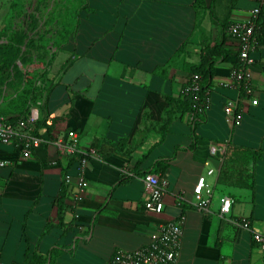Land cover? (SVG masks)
<instances>
[{
    "label": "crops",
    "instance_id": "obj_1",
    "mask_svg": "<svg viewBox=\"0 0 264 264\" xmlns=\"http://www.w3.org/2000/svg\"><path fill=\"white\" fill-rule=\"evenodd\" d=\"M196 2L88 0L91 10L85 11L66 45V64L51 76L45 106L37 101L53 126L49 132L43 128V135L65 137L76 130L83 149L98 143L93 146L96 156L85 169L87 188L77 205L79 218L75 220L67 208L64 222L72 228L55 226L43 234L49 221L58 220L55 199L63 190L66 173L74 176L66 183L71 198L79 190L78 166L64 171L68 156L56 145H42L15 165L0 166L1 263L24 264L28 250L48 257L59 246L63 251L53 264H111L116 250L143 247L159 226L185 216L175 264H264V249L253 237L255 231L264 234V33L252 53V93L242 95L225 84L239 59L236 43L228 40L234 51L215 63L210 106L196 133L193 115L187 112L172 120L160 142L159 125L169 107L166 96L180 95L182 77L171 79L175 68L169 77L154 71L188 40L193 42L187 59L197 62L199 42L223 19L212 17L210 11L227 12L230 0ZM256 3L238 0L230 19H249ZM99 66L100 71L89 74ZM75 67L77 76L69 78ZM229 98H238L245 111L240 125L233 126L225 118ZM0 116L7 119L16 114ZM222 142L228 143L225 158L213 156L211 146ZM147 151L149 155L137 167ZM14 153L13 144L0 143V158ZM162 160L168 161L165 208L152 212L144 206L148 193L143 175L136 171L151 169ZM206 160L215 167L214 173H208ZM228 168L233 172L229 177ZM201 175L214 190L210 211L192 206L182 214L180 201L195 198ZM225 197L234 200L230 215L220 213ZM236 217L250 218L251 228L234 223Z\"/></svg>",
    "mask_w": 264,
    "mask_h": 264
},
{
    "label": "built area",
    "instance_id": "obj_2",
    "mask_svg": "<svg viewBox=\"0 0 264 264\" xmlns=\"http://www.w3.org/2000/svg\"><path fill=\"white\" fill-rule=\"evenodd\" d=\"M259 13L260 5H256L251 10L249 19L234 21L229 26V32L233 37L231 41L235 42V47L239 49V63L233 67L230 75L231 78L225 84L238 89L241 93L251 94L253 91V71L251 66L254 63L252 53L258 45L256 29L259 23ZM198 88V83L193 82L191 89L197 90ZM257 103L258 100H253V104ZM207 104L204 107L200 104L198 107L201 111L207 110L210 106V97H208ZM41 105L42 102L40 101L32 104L29 113L16 122L8 121L5 117L0 116V143L13 144L15 146V153L13 155L0 158V166H13L21 158L32 155L36 149L45 144L56 145L65 156L75 153L83 154L77 168L79 190L74 196V202L77 206L84 198L83 194L87 188L85 169L90 159L96 156V149L94 147L83 149L81 147L80 133L76 130H70L65 137L58 138H49L43 134L35 133V125L41 115ZM224 114L227 122L231 125H240L245 114L240 100L238 98H229L224 105ZM227 149L228 143L222 142L219 145L213 144L210 152L213 156L223 158ZM205 163L208 166V173H214L215 167L211 165V162L206 160ZM73 178L74 176L70 172L66 173L65 179L67 182H71ZM143 179L148 193L144 206L152 212L163 211L165 208L164 196L167 188V180L162 179L160 174L156 172H148L143 176ZM213 195L214 190L208 183L206 175H201L195 186V198L188 203L194 205L200 211L208 212L210 211ZM185 201L182 200V202ZM233 203L234 200L231 197H225L221 205L220 213L222 215H230ZM76 217L77 219L79 218L78 212H76ZM232 221L243 228H251L252 220L248 217H236L232 218ZM184 225L185 216H181L177 220L159 226L149 244L133 251L119 250L115 257V264H175L184 236ZM253 237L261 248L264 249V234L255 231ZM0 264L4 263L0 262Z\"/></svg>",
    "mask_w": 264,
    "mask_h": 264
},
{
    "label": "rangeland",
    "instance_id": "obj_3",
    "mask_svg": "<svg viewBox=\"0 0 264 264\" xmlns=\"http://www.w3.org/2000/svg\"><path fill=\"white\" fill-rule=\"evenodd\" d=\"M85 3L0 0V115L26 113L36 98L48 94L51 76L66 64L65 45L77 31L87 9ZM211 13L212 17L224 18L227 12L215 8ZM211 32L209 37L214 41L220 35L219 23L213 24ZM101 69L95 67L89 74ZM76 74L75 67L68 77Z\"/></svg>",
    "mask_w": 264,
    "mask_h": 264
},
{
    "label": "trees",
    "instance_id": "obj_4",
    "mask_svg": "<svg viewBox=\"0 0 264 264\" xmlns=\"http://www.w3.org/2000/svg\"><path fill=\"white\" fill-rule=\"evenodd\" d=\"M238 0H230L229 7L227 10V13L225 17L220 20L221 23L220 25V35L215 38L214 41H211V37L207 36L202 39L201 42H199L201 49H200V58L197 62H191L188 61L187 57L192 56V52L188 48L189 44H191L193 41L188 40L185 41V43L177 50L175 55L171 58V60L162 66H159L158 68L155 69V73H159L165 77L170 76V70L172 68H175V72L172 76L171 79H174L176 75H181L182 77V91L178 97L172 96V95H167L166 98L169 102V107L166 109L165 116L163 117L162 122L160 123L159 131L161 132V140L162 142L166 136V133L168 132V128L172 120L177 117L178 115L183 116L185 113L190 112L193 115V128L196 133L197 127L199 123H201L207 113V110H200L199 105L202 104L203 107L206 106L208 103V97H211V91H212V84H213V78H214V71H215V63L219 58H226L227 54L230 53L231 48L229 46H232L228 43V40L231 41L233 39L231 33L229 32V26L234 22V20L230 19L231 12L233 10V7L236 5ZM257 5H260V13L258 15V28L256 29V35L258 38L257 44H260L262 35L264 33V0H256ZM198 2H204V0H197L196 3ZM85 8L86 11H90L91 8L88 5V0H86L85 3ZM212 11V10H211ZM210 11V12H211ZM82 20V18H81ZM81 20L79 23V26L81 24ZM79 26L77 28V31L79 29ZM76 31V32H77ZM75 32V34H76ZM74 34V36H75ZM73 36V38H74ZM72 38V39H73ZM72 40H69L68 43H70ZM65 45V49H66ZM239 51L238 48H235ZM235 51L238 53V51ZM181 61V62H180ZM239 63V59H237L234 63V67L237 66ZM197 78L195 79V77ZM196 82L198 83L199 88L197 90L191 89L192 83ZM50 91V90H49ZM48 91V93H49ZM245 92H242L241 94L243 95ZM42 95L39 96V98L35 99L36 101L38 100H43V105L45 106L46 104V97L48 94H45L41 97ZM34 98V96H33ZM42 98V99H40ZM43 105L41 107V115L40 119L37 121L35 125V133L41 134L42 135V129L45 128L48 132L52 130V124L48 123V119L43 117ZM208 105V104H207ZM31 105H28V110L26 113L23 114H18L16 116H11L8 117L7 120L11 122H16L18 119L25 117L29 111ZM98 143H94L92 147H96ZM96 149V148H95ZM149 151L143 153L142 157L138 160L137 162V167L142 163L144 158H146L149 155ZM258 155V154H257ZM227 156V154H226ZM83 157V154L81 153H75L72 155H68L67 159V166L64 168L65 170L70 169L73 165L78 166L81 158ZM225 158V157H224ZM228 166V165H227ZM168 168V161H160L157 163L153 168L148 169V170H137L138 175H145L148 172H157L160 174L161 178L164 179V174L166 169ZM227 172L225 173L228 177L233 174L231 172L230 168L226 170ZM229 172V174H228ZM255 177V173H253V178ZM65 179V178H64ZM224 179V178H221ZM126 177L123 176L121 179V182H125ZM67 181L64 180V187L61 193L56 197L55 201L58 206V220L57 221H49L47 224L44 233L46 234L50 232L55 226H60L65 229V231L69 230L72 228V224H65L64 222V213L66 212V209L72 210L74 213V219L76 220V209L77 206L74 202V199L71 198L69 194V189L68 185L66 184ZM254 186V184H253ZM180 204L183 206V213H185V210L187 207H192L194 205L189 204L188 202H182L180 201ZM76 225H78L76 223ZM83 226H80L82 228ZM254 242L256 240L254 239ZM258 243V242H256ZM259 244V243H258ZM121 250V249H119ZM119 250H116L113 257L110 260L111 264H115V257L118 253ZM63 248L57 246L54 247L48 257H44L38 252H35L34 254H30L29 250L27 251V261L24 264H53L56 260V258L62 253ZM15 264V263H14Z\"/></svg>",
    "mask_w": 264,
    "mask_h": 264
}]
</instances>
